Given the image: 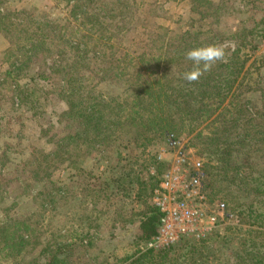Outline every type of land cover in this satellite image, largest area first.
<instances>
[{
	"label": "rangeland",
	"instance_id": "374dc122",
	"mask_svg": "<svg viewBox=\"0 0 264 264\" xmlns=\"http://www.w3.org/2000/svg\"><path fill=\"white\" fill-rule=\"evenodd\" d=\"M113 1L89 0L86 10ZM139 1L143 6L134 20L127 12L133 27L126 38L118 33L119 17L108 19L112 27L105 37L110 38L122 67L128 72L135 69L126 58L128 39L134 36L148 40L154 52H163L161 61L145 58L149 60L143 65L146 73L155 70L156 62L163 68L166 59L174 65L179 54L182 62L176 67H185L189 63L185 53L195 46L223 45L224 61L238 47L239 60L247 61L242 80L232 84L230 92L235 95L212 100L206 107L203 100L195 102L198 112L193 117L174 111V120L165 123L163 132L155 122L146 125L144 136L136 133L134 124L117 129L114 122L101 135L92 133L72 141L70 161L63 159L54 155L59 140L77 130V125L60 117L68 102L87 107L92 95L110 96L116 104L124 100L121 94L132 95V89H125L111 57L93 58L94 51L108 52L99 35L91 39L82 35L86 28L79 23L85 18L80 13L83 0L70 4L66 0H0V264H44L49 252L59 248L67 264H124L129 256L143 252L147 248L140 239L143 212L151 208V189L177 150L169 147V138L185 148L187 158L201 162L211 185L210 197L224 203L232 217L204 239L191 240L206 242L192 259L185 254L156 263L255 264L247 258L249 253H257L264 262V39L258 33L264 27V0H196L198 8L194 0ZM73 2L81 8L76 23L70 16ZM120 2L132 6L131 0ZM191 8L205 17L200 20ZM99 30L96 27L95 33ZM242 30L251 33L240 35ZM152 31L158 39L147 38ZM237 32L240 36H234ZM196 38L206 40L195 43ZM70 42L86 46L88 55L79 69L69 68L72 73L66 67L73 60ZM254 45L256 50L250 51ZM57 50L65 56L56 59ZM54 61L60 69L51 73L47 67L52 69ZM23 62L29 63L28 68L22 65L15 84L5 71ZM220 64L216 62L209 71L211 78L223 71ZM99 68L102 75L97 76ZM35 70L49 80L31 82L23 77L24 72L30 76ZM181 70L186 72L182 66ZM66 72L75 80L74 87L66 88L71 97L62 90ZM182 76L172 78L173 82L182 88L194 86L196 92L205 89L206 79L188 83ZM247 176H252L250 186L241 187ZM223 179L235 180L228 184ZM141 186L145 189L139 193ZM252 186L257 193L249 190ZM251 203L253 212H248ZM11 247L16 249L7 255Z\"/></svg>",
	"mask_w": 264,
	"mask_h": 264
},
{
	"label": "trees",
	"instance_id": "16d2710c",
	"mask_svg": "<svg viewBox=\"0 0 264 264\" xmlns=\"http://www.w3.org/2000/svg\"><path fill=\"white\" fill-rule=\"evenodd\" d=\"M71 0H66V3L70 4ZM89 0H83L81 3L82 10L80 13L85 17L84 22H79L77 20V11H79L80 5H77L73 2V4L70 6V16L74 18V22H79L81 25L86 26L84 33L85 37L91 39L95 35H99V40H102V47L106 49L108 52V55L105 53H99L98 51H94L93 58L98 59L99 56L106 57L109 56L113 59L116 68L120 71V76L123 80V84L127 87V91H129V88L132 89V92L130 94H121L122 97H124L122 102H118L115 104V100H113L110 96H97L94 97L92 95H88V98L90 99V105L85 106L83 108H78V106L72 102H68L67 110L63 112L60 117L67 121V124L74 123L77 125V130H75V133L73 135L64 136L59 140V145L57 149L54 151V155L57 156H63V159L69 160V149L71 142L77 139L82 138H88V136L92 133H96L98 135H101L104 133V131H109L110 124H113L116 122L117 129H125L129 128V123L135 125L136 133L139 134V132H145L146 125L149 124V122H155L159 127H161L162 132L165 131L166 125L165 123L172 122L174 120V111L176 113H180L181 111H184V115H189L188 117H193L195 113L198 112L197 109L194 110V103L200 100H203V107L208 106L207 103L212 104V100L220 99L221 101L227 99L231 95L234 96L235 94H231V89L233 83H237L238 80L240 81L243 78V75L245 74L246 70L245 63L247 61L246 58L243 60H239V49H235L234 53L231 55V59L221 62L220 66L223 67V71L220 75H217L216 77L211 78V72H207L200 78L202 82L205 81L204 84V90L202 92H196L194 86H191L189 88H182L178 84H175L173 82L172 78L176 79L177 76H180L184 73V70H181V66L186 70L190 71L193 67V64L191 61L189 63L185 64L184 67L182 64H180L178 67H176L177 62H182L181 60V54L176 56L175 58V64L171 65L168 63V59H166L164 63V67L160 68V65L158 62L155 64V70L153 72L146 73V70L143 69V65L149 63L148 61H145L146 57H152V58H159V61H161V57L163 55V52L160 49H155V52L152 48L149 47L148 40L141 39V36H134L130 39H128V47L126 49V58L129 60L131 64L134 65L135 69L133 72H128V68L121 66V60L119 58H115V54L113 52V46L109 45L110 38H106L105 35L108 34L109 28L112 27V24H108L109 18H117L119 17V24L116 25L118 33L121 35L126 36L129 33L130 27H133V22L131 24V15L127 12L132 13L133 20L134 17L137 15V11L141 8L142 5H140V1L138 0H131L132 6L123 4L120 1L121 0H114L111 2H101L100 5H94L90 9L91 11H87L86 9H89L87 6V2ZM196 3V0H194ZM111 3V4H110ZM138 3V4H137ZM75 4V5H74ZM196 7L198 8L199 5L196 3ZM193 10L192 12L197 13L199 15V19L202 20L204 18V14L201 11H197L195 8H191ZM128 19V20H127ZM264 22V21H262ZM96 27H99L100 30L95 33ZM77 31V30H76ZM262 33L260 34L261 39H264V27L261 28ZM78 32V31H77ZM148 36L147 38L149 40L152 39H158L157 35L154 31L147 32ZM251 33L250 30H242L241 34H247ZM94 34V35H93ZM93 35V36H92ZM239 33H235L234 36H240ZM92 36V37H91ZM61 35L59 36V40H61ZM94 40V39H93ZM202 38H196L195 43L200 42ZM252 43V42H250ZM200 45V44H198ZM194 46V45H193ZM86 48V46H83ZM81 45L78 42H70L68 43V50L72 53V62L70 64H66L67 70L69 73H72V71H69V68H72L74 70L79 69V66L83 64V62L87 58V52L83 49ZM197 48L196 46L192 49ZM229 48V47H228ZM257 48V45L251 46L249 49L250 51H255ZM36 50V49H35ZM34 50V51H35ZM190 50V49H188ZM187 50V51H188ZM34 53V52H33ZM61 50H57L56 59H60L65 56V53H62ZM156 53V55H155ZM137 54V55H136ZM32 56L27 57V62L30 60ZM64 61V60H63ZM151 61H153L151 59ZM26 62V61H25ZM106 62H108L106 60ZM106 62H101L102 64ZM62 63V60L59 61V64ZM59 64L56 63V61L53 62V68L47 67V69L50 70L51 73H55L53 71L58 67L57 71L60 69ZM24 66L25 69L28 68L29 63H26L19 65V66H10L5 71V76L9 78H13V82L15 84H18V80L16 77L18 72H21V67ZM162 69V70H161ZM102 68L98 71H96V75L100 76L102 75ZM108 71V69H106ZM113 70V69H112ZM115 70V69H114ZM68 72L64 74V78L62 77L63 82V91L68 97L72 96V93L68 91V87H74L75 80L70 78L68 75ZM241 75V76H240ZM23 77H28L29 81L31 82H37V81H48L49 77L44 76V74L38 72L35 70L30 76H28V71L23 73ZM198 80V81H199ZM196 83V82H194ZM240 84V82L238 83ZM66 86V87H65ZM129 87V88H128ZM130 92V91H129ZM201 94V98L197 99V95ZM237 97H240L241 94H237ZM160 103L163 104V106H160ZM221 103V102H220ZM172 108V112H169V110ZM104 121H107L105 124ZM94 135L97 137V135ZM100 147V145H99ZM60 153H63L60 155ZM161 167H165L166 165L163 162H155ZM205 172L208 176V170L205 169ZM45 173V172H44ZM82 175H79L78 177H81ZM153 176H150V178H153ZM250 177V178H248ZM207 179V178H206ZM205 179V187L207 191H210L211 185L207 182ZM252 179V176H247L243 179L241 182V187L250 186V180ZM235 179L232 180H226L223 179V182L228 184H233ZM157 185L159 183L156 182ZM156 185V186H157ZM140 186V185H139ZM155 188V187H154ZM150 192V197L152 195V190ZM144 187H139L138 191L139 193L141 191H144ZM252 193L255 194L258 192L254 186H252L251 189ZM137 194V196L139 195ZM47 201H51L48 199ZM253 204L251 203L247 208L248 212L251 211ZM149 211L143 212V218L140 222V231L141 236L140 239L144 240L146 243L156 234L157 227L159 224V218L160 214L158 213L157 209L151 204V208L148 209ZM252 227H255V225H252ZM26 238V237H24ZM190 238H184L180 241L179 246L172 245L167 248H163L160 250H154L146 248L143 252L138 251L137 253L129 256L125 261L124 264H157L156 260L159 259L162 262L165 261V259H173L176 260L178 258L183 257L185 254L190 255V258L192 259V254L195 253L199 248L204 247L206 242H199V243H193ZM6 243V240H5ZM186 248V249H185ZM16 248H12L10 250H7V255L12 254L13 251ZM61 248L53 250L49 252V255L47 256V260H45L44 264H67L66 259L64 258V254H62ZM183 250H186L185 252H182ZM61 256V257H60ZM249 256V260L254 261L255 264H264L262 260L259 259L257 253H249L247 254V258ZM201 257V256H199Z\"/></svg>",
	"mask_w": 264,
	"mask_h": 264
},
{
	"label": "built area",
	"instance_id": "2783aa9c",
	"mask_svg": "<svg viewBox=\"0 0 264 264\" xmlns=\"http://www.w3.org/2000/svg\"><path fill=\"white\" fill-rule=\"evenodd\" d=\"M169 147L177 150L151 195V204L160 214L156 234L147 242V248L154 250L184 238L204 239L232 217L224 203L210 197L201 162L187 158L185 148L173 138Z\"/></svg>",
	"mask_w": 264,
	"mask_h": 264
},
{
	"label": "clouds",
	"instance_id": "9594fccd",
	"mask_svg": "<svg viewBox=\"0 0 264 264\" xmlns=\"http://www.w3.org/2000/svg\"><path fill=\"white\" fill-rule=\"evenodd\" d=\"M226 57L223 45L213 44L188 50L185 58L192 62L190 71L183 73L182 78L188 83L197 82L206 72H209L216 62H223Z\"/></svg>",
	"mask_w": 264,
	"mask_h": 264
}]
</instances>
